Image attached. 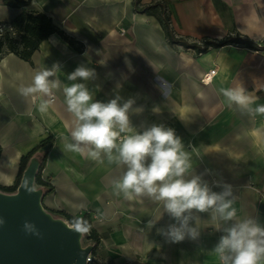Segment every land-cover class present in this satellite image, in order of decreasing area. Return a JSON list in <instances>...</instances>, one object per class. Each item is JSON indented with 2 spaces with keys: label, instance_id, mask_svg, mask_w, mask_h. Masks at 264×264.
Segmentation results:
<instances>
[{
  "label": "crops",
  "instance_id": "1",
  "mask_svg": "<svg viewBox=\"0 0 264 264\" xmlns=\"http://www.w3.org/2000/svg\"><path fill=\"white\" fill-rule=\"evenodd\" d=\"M30 2L13 7L0 0V25L9 27L24 9L42 12L75 43L54 33L31 61L14 53L1 58L0 186H14L22 157L52 137L41 171L51 184L44 205L55 213H90L100 235L96 255L101 263L219 264L212 252L223 235L219 222L199 213V238L171 242L159 233L174 223L162 214L161 203L115 193L112 180L122 174L121 168L65 150L74 117L62 91L54 90L45 113L39 111L40 97L25 98L18 91L37 71L54 64L60 65V79L70 83L67 74L83 64L97 73L88 84L95 100L107 102L116 94L133 98V108L142 109L130 112L137 131L153 124L172 128L190 152L189 171L201 175L213 191L222 190L217 184L231 185L238 218L255 217L264 225V115L229 108L220 93L242 86L255 101L253 107L264 104V0H141L139 8L165 2L176 36L189 43L239 33L259 46L227 44L202 53L171 44L159 19L135 10L134 0ZM212 69V81L204 82ZM161 214L153 227L148 225Z\"/></svg>",
  "mask_w": 264,
  "mask_h": 264
},
{
  "label": "clouds",
  "instance_id": "2",
  "mask_svg": "<svg viewBox=\"0 0 264 264\" xmlns=\"http://www.w3.org/2000/svg\"><path fill=\"white\" fill-rule=\"evenodd\" d=\"M59 73V64L45 67L18 91L25 98L40 97L42 113L49 110L54 90L62 91L67 111L74 117L70 141L64 138L66 151L86 154L100 164L106 159L109 165L121 168L122 174L112 180L115 193L127 200L146 196L161 203L162 214L167 213L174 223L159 233L171 242L199 238L198 214L208 213L211 220L219 222L217 230L223 232L212 250L219 264H264V225L255 217L238 218L231 185L217 184L222 190L216 192L201 175L189 171L190 152L172 128L153 124L139 132L130 121V112L142 111L133 108V98L123 100L116 94L107 102L95 100L88 87L97 76L95 69L77 66L66 76L70 83L63 82ZM220 93L229 108L237 106L252 116L264 115V104L253 107L255 101L242 86L222 88ZM162 214L148 225L153 227ZM5 223L0 217V227ZM72 226L77 233H86L91 228L82 217L73 218ZM22 230L26 235L44 238L31 221L25 220Z\"/></svg>",
  "mask_w": 264,
  "mask_h": 264
},
{
  "label": "water",
  "instance_id": "3",
  "mask_svg": "<svg viewBox=\"0 0 264 264\" xmlns=\"http://www.w3.org/2000/svg\"><path fill=\"white\" fill-rule=\"evenodd\" d=\"M39 168V157H32L17 191L0 190V217L6 221L0 227V264H87L88 258L95 262V245L83 247V233L45 209L44 192L35 185ZM25 220L35 223L44 235L42 240L24 233Z\"/></svg>",
  "mask_w": 264,
  "mask_h": 264
},
{
  "label": "trees",
  "instance_id": "4",
  "mask_svg": "<svg viewBox=\"0 0 264 264\" xmlns=\"http://www.w3.org/2000/svg\"><path fill=\"white\" fill-rule=\"evenodd\" d=\"M5 4L13 7H25L30 5V0H4ZM141 5V0H134L135 10L145 12L151 15H155L163 29L165 30L168 41L171 44H181L185 47H193L199 51V53L206 52L209 47H219L227 44H239L250 48H258L259 46L254 41L243 37L241 34L236 33L234 36H229L223 40H210L204 39L201 44L189 43L182 37H177L172 26L170 14L167 10V5L165 2H156L151 5L143 6ZM12 28V29H11ZM58 33L64 39L74 44V40L68 37L62 30H60L54 23L51 17L42 12L26 10L24 9L22 14L16 18L9 27H6L2 33H0V60L7 53H14L20 58L31 61L33 53L39 48L40 44L46 40L50 35ZM54 143V139L49 137L36 146L27 155H24L20 163V172L17 179V183L14 186L3 187L0 189L7 193H14L21 182L23 173L27 168L29 161L32 157L37 156L40 159V168L36 176L35 184L38 187H47L48 182L42 178L41 171L45 166L47 154L51 150ZM2 148L0 146V154ZM63 215L67 221L72 224L73 218L82 217L87 220L91 225V228L86 232L87 238L94 242L93 256L95 257L96 264L101 263L96 255V246L100 241V235L93 227L92 217L90 213H83L81 215H71L67 212H58Z\"/></svg>",
  "mask_w": 264,
  "mask_h": 264
},
{
  "label": "rangeland",
  "instance_id": "5",
  "mask_svg": "<svg viewBox=\"0 0 264 264\" xmlns=\"http://www.w3.org/2000/svg\"><path fill=\"white\" fill-rule=\"evenodd\" d=\"M36 185V188L38 189V188H41L42 190H43V198L45 197V195L47 194V192H50L51 191V184H48V186L47 187H38V185L37 184H35ZM1 190V189H0ZM2 191V190H1ZM2 192H4V191H2ZM43 205H44V202H43ZM44 207H45V205H44ZM45 209L48 211V212H50V214H52V216L54 217V218H60V219H63V220H67L63 215H61L60 213H55V212H51V211H49L46 207H45ZM68 222V221H67ZM81 244H82V246L83 247H85V246H87L88 244H90V239H88L87 238V235H86V233H83L82 234V238H81Z\"/></svg>",
  "mask_w": 264,
  "mask_h": 264
},
{
  "label": "built area",
  "instance_id": "6",
  "mask_svg": "<svg viewBox=\"0 0 264 264\" xmlns=\"http://www.w3.org/2000/svg\"><path fill=\"white\" fill-rule=\"evenodd\" d=\"M6 27L5 26H2L0 25V33H2L4 31ZM12 29V28H11ZM215 72L216 70L215 69H212L210 70L209 72H207L205 75H204V79L203 81L204 82H211L212 81V78L213 76L215 75ZM87 264H96L94 261H90L89 258H88V262Z\"/></svg>",
  "mask_w": 264,
  "mask_h": 264
}]
</instances>
